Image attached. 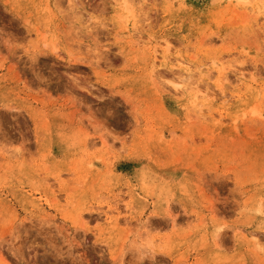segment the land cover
I'll return each instance as SVG.
<instances>
[{"label": "rangeland", "instance_id": "1", "mask_svg": "<svg viewBox=\"0 0 264 264\" xmlns=\"http://www.w3.org/2000/svg\"><path fill=\"white\" fill-rule=\"evenodd\" d=\"M243 2L0 0V264H264Z\"/></svg>", "mask_w": 264, "mask_h": 264}, {"label": "bare ground", "instance_id": "2", "mask_svg": "<svg viewBox=\"0 0 264 264\" xmlns=\"http://www.w3.org/2000/svg\"><path fill=\"white\" fill-rule=\"evenodd\" d=\"M244 1H247V3L246 2H243V3H239L240 5H243V7L245 6V8H248L247 6L248 5H250L251 4V0H244ZM262 3V2H261ZM253 4V3H252ZM241 9H244V8H241ZM245 11V10H244ZM6 42V41H5ZM168 48L166 49L167 50V52L166 51H164L163 52V54H162V57L165 59V60H169L168 58V55H167V53L169 52V46H167ZM10 50V49H9ZM59 56V55H58ZM179 63L181 64V66L182 67H184L185 66V64H183V63H186V64H191V61H188V60H185L184 58H179ZM187 66V65H186ZM188 67V66H187ZM187 67H184L183 69L186 71V70H189L190 68H187ZM204 65L202 64V65H200V66H197V69H198V71L199 72H203V70H204ZM34 68V67H33ZM37 69V68H36ZM35 69V70H36ZM40 72V71H39ZM41 75V74H40ZM74 76V75H73ZM40 78V77H39ZM44 78V77H43ZM77 78V77H76ZM42 78H40V80H41ZM34 80V79H33ZM43 80V79H42ZM77 80V79H76ZM39 81V80H38ZM72 81V80H71ZM72 83H73V81H72ZM77 85V84H76ZM75 85V86H76ZM88 88V87H87ZM71 89V88H70ZM82 89V88H81ZM83 89H85V88H83ZM87 90V89H86ZM88 91V90H87ZM86 92V91H85ZM93 93V92H92ZM208 95V94H207Z\"/></svg>", "mask_w": 264, "mask_h": 264}]
</instances>
